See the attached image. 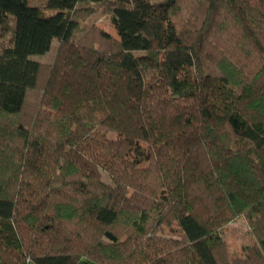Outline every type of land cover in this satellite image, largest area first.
Instances as JSON below:
<instances>
[{
    "label": "trees",
    "instance_id": "1",
    "mask_svg": "<svg viewBox=\"0 0 264 264\" xmlns=\"http://www.w3.org/2000/svg\"><path fill=\"white\" fill-rule=\"evenodd\" d=\"M0 40V264H264V0H0Z\"/></svg>",
    "mask_w": 264,
    "mask_h": 264
},
{
    "label": "rangeland",
    "instance_id": "2",
    "mask_svg": "<svg viewBox=\"0 0 264 264\" xmlns=\"http://www.w3.org/2000/svg\"><path fill=\"white\" fill-rule=\"evenodd\" d=\"M81 26L85 28H90L91 26L98 27L110 34L113 38L119 37L117 29L115 28L113 22L109 19L108 13L105 12V10L101 7H98L97 9L96 7L93 8L92 12L83 21H81ZM57 45V40H54L49 51L45 52L44 54L32 55L31 58L46 63L51 62L55 56ZM144 146L147 147L146 145ZM143 161L144 160H142L140 163L142 164ZM104 178L107 180L106 176ZM248 231H250V226L242 217L232 220L224 225L223 240L227 247L229 257L242 255L241 247L248 239ZM176 232V225H174L172 228L165 229V233L170 235L175 234Z\"/></svg>",
    "mask_w": 264,
    "mask_h": 264
},
{
    "label": "crops",
    "instance_id": "3",
    "mask_svg": "<svg viewBox=\"0 0 264 264\" xmlns=\"http://www.w3.org/2000/svg\"><path fill=\"white\" fill-rule=\"evenodd\" d=\"M27 264H36V263L33 261H28ZM76 264H99V263L90 259V258L81 257V258H79V260L77 261Z\"/></svg>",
    "mask_w": 264,
    "mask_h": 264
}]
</instances>
